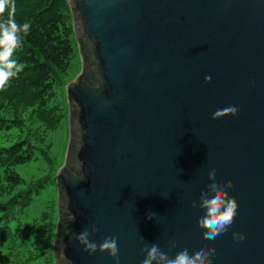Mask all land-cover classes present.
<instances>
[{
    "label": "water",
    "instance_id": "1",
    "mask_svg": "<svg viewBox=\"0 0 264 264\" xmlns=\"http://www.w3.org/2000/svg\"><path fill=\"white\" fill-rule=\"evenodd\" d=\"M67 2L81 67L65 86L54 264H113L76 241L92 225L97 244L117 238L119 264H140L153 243L170 257L207 245L212 264H264V0ZM232 102L236 114L212 119ZM211 168L238 208L206 240L191 203Z\"/></svg>",
    "mask_w": 264,
    "mask_h": 264
},
{
    "label": "trees",
    "instance_id": "2",
    "mask_svg": "<svg viewBox=\"0 0 264 264\" xmlns=\"http://www.w3.org/2000/svg\"><path fill=\"white\" fill-rule=\"evenodd\" d=\"M14 2L16 21L31 28L12 57L25 67L0 90V130L17 131L14 141L0 146V264H54L51 249L41 246L42 238L52 240L54 221L43 214L29 224L24 211L34 192L55 179L58 165L52 163L34 188H18L24 181L15 168L35 158L44 133L62 121L61 106L50 102L64 84L77 43L67 0Z\"/></svg>",
    "mask_w": 264,
    "mask_h": 264
},
{
    "label": "clouds",
    "instance_id": "3",
    "mask_svg": "<svg viewBox=\"0 0 264 264\" xmlns=\"http://www.w3.org/2000/svg\"><path fill=\"white\" fill-rule=\"evenodd\" d=\"M8 12L7 18L4 13ZM31 28L30 22L19 23L15 19L14 0H0V90H4L10 80L15 78L25 67L23 63L13 59L14 52L21 47L23 37L27 36ZM211 77L205 76L204 82H210ZM239 111V103L232 102L222 109L215 111L212 119H217L225 115H234ZM217 169L211 168L208 171V183L206 190L201 191L198 203L193 201L192 208H200L204 213L197 220V226L205 229L203 237L206 240H214L218 236L226 233L234 223L237 215L238 204L234 197L230 196L228 189L233 187L231 180L223 183L216 175ZM155 213H150L148 219H152ZM98 231L95 225L85 228L75 236L79 245L83 246L82 251L89 255L96 252H107L112 258L113 264H119V247L117 238L114 236L105 237L99 244L90 239V236ZM233 239L243 241L244 234L233 232ZM176 247V243L169 245V251ZM146 253L140 264H212V257L216 250L207 245L201 246L195 252H190L189 248H182L174 257H170L167 252L161 250L157 243L150 246L144 244L140 249Z\"/></svg>",
    "mask_w": 264,
    "mask_h": 264
},
{
    "label": "rangeland",
    "instance_id": "4",
    "mask_svg": "<svg viewBox=\"0 0 264 264\" xmlns=\"http://www.w3.org/2000/svg\"><path fill=\"white\" fill-rule=\"evenodd\" d=\"M80 67L81 57L77 45L67 73L63 77L64 84L61 87H56V94L50 102V104L56 102L61 106L63 112L62 121L58 127L53 130H47L44 133L43 141L40 143L41 151H36L35 158L25 164L16 166L15 170L24 181L23 185L18 188H34L36 182L49 175L52 163L58 165L55 169V174L59 165H62L69 139V116L65 86L79 73ZM16 134L17 131L15 129L0 130V146L9 145L15 140ZM57 213L56 180H51L50 178L44 187L39 188L38 193L34 192L29 205L25 208L24 219L27 223L31 224L35 218L39 219L43 214H47L54 221V225H56ZM41 246L43 248H47L48 246V249L52 251L51 238L48 242L47 239L42 238Z\"/></svg>",
    "mask_w": 264,
    "mask_h": 264
}]
</instances>
